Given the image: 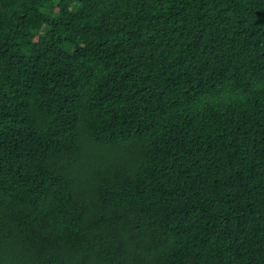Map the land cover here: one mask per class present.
I'll use <instances>...</instances> for the list:
<instances>
[{
  "label": "trees",
  "instance_id": "16d2710c",
  "mask_svg": "<svg viewBox=\"0 0 264 264\" xmlns=\"http://www.w3.org/2000/svg\"><path fill=\"white\" fill-rule=\"evenodd\" d=\"M0 264H264V0H0Z\"/></svg>",
  "mask_w": 264,
  "mask_h": 264
}]
</instances>
